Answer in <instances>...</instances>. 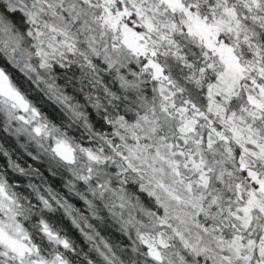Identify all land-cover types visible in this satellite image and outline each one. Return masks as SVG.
<instances>
[{"label": "snow or ice", "instance_id": "6c2138e0", "mask_svg": "<svg viewBox=\"0 0 264 264\" xmlns=\"http://www.w3.org/2000/svg\"><path fill=\"white\" fill-rule=\"evenodd\" d=\"M0 264H264V0H0Z\"/></svg>", "mask_w": 264, "mask_h": 264}]
</instances>
